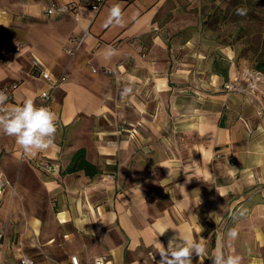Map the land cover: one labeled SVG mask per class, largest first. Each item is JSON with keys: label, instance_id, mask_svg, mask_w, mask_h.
Wrapping results in <instances>:
<instances>
[{"label": "crops", "instance_id": "1", "mask_svg": "<svg viewBox=\"0 0 264 264\" xmlns=\"http://www.w3.org/2000/svg\"><path fill=\"white\" fill-rule=\"evenodd\" d=\"M202 1L212 0H107L95 13L93 0H0V90L18 85L7 107L27 99L38 106L48 86L35 61L68 76L52 104L59 124L53 146L28 155L0 132V174L10 181L0 202L14 187L30 193L32 181L56 198L59 226L77 228L65 235L78 238L65 264L74 255L87 263L108 254L114 264H158L153 241L166 248L178 232L207 249L193 264H212L217 250L264 264L262 101L223 89L237 77L234 56L225 53L224 70L213 71L207 54L193 49L190 30L197 29L182 28L179 4L189 10ZM69 4L78 17L47 13ZM114 5L123 22L106 27ZM85 34L70 53V39ZM108 46L117 54L106 59ZM125 88L131 92L122 94ZM80 150L97 167L95 177L66 173ZM45 161L54 170L34 166ZM32 225L30 249L53 243L38 238V220ZM163 227L170 229L158 236ZM233 228L235 239L227 235ZM11 240H0L2 264L32 260Z\"/></svg>", "mask_w": 264, "mask_h": 264}, {"label": "rangeland", "instance_id": "2", "mask_svg": "<svg viewBox=\"0 0 264 264\" xmlns=\"http://www.w3.org/2000/svg\"><path fill=\"white\" fill-rule=\"evenodd\" d=\"M179 7L181 9L179 23L182 28L195 27L197 29L190 30L196 37V45L193 49L207 54L213 71L224 70L225 62L220 58H224L225 53H228L235 57L234 61L237 64L238 74L235 80L243 79L244 76L257 79V73H259L260 79L257 80L259 90L252 96L241 95L255 99L260 98L261 108L264 111V74L255 69L257 53L261 49L264 39V0H212L198 2L189 10H184L180 4ZM237 9L244 10L243 14H238ZM184 54L185 57L193 58L189 53ZM180 57L184 58L182 53ZM250 73L253 77L249 76ZM249 81L250 79H245L243 84H247ZM32 182L34 185L31 186L30 193L20 194L13 185L14 188L5 195L7 199L4 197L1 200L0 213L3 216L0 217V222L3 230L0 228L6 237L9 235L12 238V244L15 243L22 248L24 257L32 258L36 264H38L37 261H46L48 264H65L64 262L73 253L71 249L78 243V238L70 236V239H67L65 235L76 234L77 228L72 225L59 226L56 219L60 210L58 201L46 194L40 184ZM260 195V201L263 202V193ZM255 201L258 200L255 198ZM35 220L41 223L37 231L40 233L38 238L41 240L52 238L53 243L47 245L42 243L41 245L40 242H37L35 248L30 249L28 236L35 235L32 225ZM83 241L88 245L92 243L90 239ZM46 247L47 249H45ZM30 251H33L32 255H29Z\"/></svg>", "mask_w": 264, "mask_h": 264}, {"label": "clouds", "instance_id": "3", "mask_svg": "<svg viewBox=\"0 0 264 264\" xmlns=\"http://www.w3.org/2000/svg\"><path fill=\"white\" fill-rule=\"evenodd\" d=\"M244 10L237 9L238 14ZM122 11L119 5H114L109 12L105 26L122 24ZM116 50L111 46L107 47L105 58L116 55ZM131 92V88H125L122 94ZM8 95L0 90V132L15 138L17 145L28 155H35L53 146L57 133V116L50 108L36 106L32 99H27L19 106L7 107ZM170 229L163 227L158 236H162ZM228 237L235 239L238 235L236 229H230ZM153 246L157 248L160 260L158 264H193V256L201 258L207 254L205 245L186 234L172 236L168 240L167 247L156 238ZM212 264H242V256L228 254L217 250L208 256ZM30 264V262H28ZM94 264H105L104 258L95 257Z\"/></svg>", "mask_w": 264, "mask_h": 264}, {"label": "built area", "instance_id": "4", "mask_svg": "<svg viewBox=\"0 0 264 264\" xmlns=\"http://www.w3.org/2000/svg\"><path fill=\"white\" fill-rule=\"evenodd\" d=\"M107 0H93V2L90 4V8L93 12L98 13L102 9V7L105 5ZM48 15H54L56 13H72L76 17L79 16V10L77 5L75 4H69L66 6H52L51 8L48 9L47 11ZM85 36L80 37V38H71L70 42L74 44L75 48L73 51H70V53H74L75 51H78L82 48L84 41H85ZM34 70L35 73L38 74V76L47 83V88L44 89L41 94L39 95L38 98V107L39 106H45L48 107L52 110V104L54 101V95L56 90L64 83L66 82L68 76L65 74L61 75L60 77L54 76L52 73H50L47 70H44L40 63L38 61L34 62ZM96 72V71H95ZM249 76L253 77L252 73L249 74ZM245 79H250V81L247 84H243ZM259 73H257V79L253 78H247L244 76L243 79H236L232 82L226 83L224 85V89L228 92L231 93H239V94H248L252 96L254 92L259 90V86L257 85V80H259ZM17 84L7 86L2 91H5L8 95V102L7 104L11 101L12 93L13 91L17 88ZM59 127V124L57 123V128ZM34 165L37 168H41L47 172H50L54 170V165L50 162H34ZM10 185L9 181L6 180L1 174H0V196L3 195L4 190L6 187ZM4 237V234L2 230L0 229V240ZM104 258L105 264H114L113 260L111 258V255H104L100 256ZM94 260H91L87 263H83L80 258L77 255L71 256L69 259V264H94ZM36 264L34 261L24 258L21 260L20 264ZM0 264H2L0 262Z\"/></svg>", "mask_w": 264, "mask_h": 264}, {"label": "trees", "instance_id": "5", "mask_svg": "<svg viewBox=\"0 0 264 264\" xmlns=\"http://www.w3.org/2000/svg\"><path fill=\"white\" fill-rule=\"evenodd\" d=\"M255 63V69L264 74V39L262 47L257 53ZM77 171H84L90 177H95L99 173L97 167L86 160L84 150H80L74 155L71 165L66 169V173Z\"/></svg>", "mask_w": 264, "mask_h": 264}]
</instances>
